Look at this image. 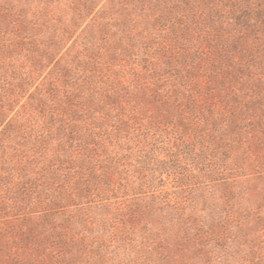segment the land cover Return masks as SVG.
Returning a JSON list of instances; mask_svg holds the SVG:
<instances>
[{
	"label": "trees",
	"instance_id": "16d2710c",
	"mask_svg": "<svg viewBox=\"0 0 264 264\" xmlns=\"http://www.w3.org/2000/svg\"><path fill=\"white\" fill-rule=\"evenodd\" d=\"M57 6L0 0V261L264 264V0Z\"/></svg>",
	"mask_w": 264,
	"mask_h": 264
},
{
	"label": "rangeland",
	"instance_id": "374dc122",
	"mask_svg": "<svg viewBox=\"0 0 264 264\" xmlns=\"http://www.w3.org/2000/svg\"><path fill=\"white\" fill-rule=\"evenodd\" d=\"M47 1L48 0H44ZM53 5H58L57 7H59V9H64L67 6H69L72 1L75 0H51ZM72 7V5H71ZM67 9V12H71L72 10ZM59 10V11H60ZM179 12L173 16V18L170 21H166V19L164 20L165 22L159 25H155V29L150 28L149 24L150 21H144V23L146 22V24H148L149 30L152 29V34L155 36L153 39V44L159 45V43H162L161 45H163V47H165V49L167 51L169 50H179L178 45H181V48H189L190 46H188L190 44V42H192V38H190V36L188 34H186L185 31L182 30L183 27L182 24H185L186 22H188L187 26L190 29H196V25L198 26L199 24H197L198 21H203V19H199L198 17L193 18V16H190V13H186V12H182V9L178 10ZM72 13V12H71ZM179 14L182 15H188L187 17H183ZM182 17V18H180ZM141 22V21H140ZM143 23V22H142ZM165 23V25H163ZM177 27V28H176ZM139 30H134V33L138 34ZM151 32V30H150ZM99 39V37H98ZM176 39H179V42H175ZM146 48V47H145ZM148 48V47H147ZM149 49V48H148ZM147 49V50H148ZM154 49V48H153ZM151 49V50H153ZM146 50L142 48V51ZM150 51V49H149ZM147 53V51H146ZM153 54V53H152ZM155 55V54H154ZM205 80L201 81V83L204 85L205 84ZM155 106H150V110L155 109ZM264 240V239H263ZM241 249H238V253H237V258L233 260L232 264H254L256 263L257 259L260 258V256L262 255V252L258 250V252H252V249H255L256 247H258L257 245L254 246L252 244H244L240 246ZM54 249V248H51ZM34 253H36L34 250H32ZM261 252V253H260ZM33 253V254H34ZM47 254V252H45ZM86 256V255H85ZM43 257H45V255H43ZM69 258V257H67ZM85 259V260H84ZM82 262H78L76 261L75 264H86L87 259L86 257H84ZM72 261V260H70ZM73 262V261H72ZM74 263V262H73ZM0 264H17L16 262H2V260L0 261Z\"/></svg>",
	"mask_w": 264,
	"mask_h": 264
}]
</instances>
